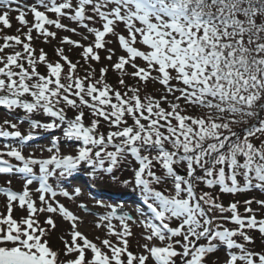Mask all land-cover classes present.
I'll return each mask as SVG.
<instances>
[{
    "label": "snow or ice",
    "instance_id": "6c2138e0",
    "mask_svg": "<svg viewBox=\"0 0 264 264\" xmlns=\"http://www.w3.org/2000/svg\"><path fill=\"white\" fill-rule=\"evenodd\" d=\"M25 9L33 15L31 25ZM11 11L27 27V42L21 35L0 37V106L12 115L0 124V138L17 141L0 146V174L18 175L24 183L22 191L13 190L11 180L0 186L6 197V212L0 213V264H264V248L252 247L253 232L264 245V217L251 207L255 203L264 209V199L245 200L242 215L238 201L225 207L212 191H198L203 184L218 186L222 194L264 192V0H36L30 6L0 0V24L6 28L12 26ZM121 24L124 31L118 32ZM46 26L80 36H65L61 44L82 49L88 65L83 77L79 61L73 62L64 47L55 49V61L43 49L35 56L33 30L46 42L57 35ZM109 35L124 54L117 56L108 46L113 43L106 39ZM90 36L94 39L82 43ZM16 46L23 51H6ZM100 50L108 61L116 56L111 64L119 73L116 85L106 80L109 67L100 68L97 78L89 64L101 60ZM138 58L144 63H137ZM41 63L44 73L38 70ZM126 78L136 84L129 85ZM149 81L161 85L159 96L146 92ZM17 110L23 117L14 115ZM68 110L75 115L69 117ZM37 114L48 117L47 122L35 119ZM21 123L28 124L26 133L20 131ZM102 124L106 132L100 130ZM37 129L62 130V135L37 146L41 156L35 150L25 155L40 135ZM62 141L80 142L75 154H63ZM82 166L93 183L121 182L115 173L132 171L131 179L121 183L134 186L147 212L100 199L95 204L108 209L104 214L84 202L78 205L98 216L95 227L115 241L89 239L79 229L81 218L57 199L80 198L81 187L70 191L60 185ZM34 182L38 187L33 190ZM15 207L27 215L15 218ZM40 213L49 214L43 224L36 219ZM56 215L71 222L70 240L60 237L63 255L70 259H61L50 245ZM134 226L141 228L144 241L137 242L143 250L139 253L130 250ZM222 247L223 261L214 255Z\"/></svg>",
    "mask_w": 264,
    "mask_h": 264
},
{
    "label": "rangeland",
    "instance_id": "374dc122",
    "mask_svg": "<svg viewBox=\"0 0 264 264\" xmlns=\"http://www.w3.org/2000/svg\"><path fill=\"white\" fill-rule=\"evenodd\" d=\"M35 2H36V0H19L20 5L27 4L30 6V5L34 4ZM17 6L18 5L15 3L11 5V7L13 9H15ZM41 10H43V9H41ZM25 11L27 12V9H25ZM17 15H18V12H16V11L10 12L11 25H12L10 28H6L2 24H0V37H3L4 35H21V39L25 40L23 33L27 32V27L22 26L19 23V21H17V19H16ZM49 15L52 18H55L54 15H52V14H49ZM26 19L29 21V25H31V23L34 22L33 15L30 12H27ZM62 23L69 25V27H77V25L74 22H70L67 19H63ZM46 27H49V30H51V31H55L57 33V35L55 38H52V37L47 38V42H46L45 38L43 36H40L38 33H36L35 30H33V33H32L33 40L31 41V43H32L33 48L35 49V53H34L35 56L38 57L40 50L43 49L47 53L48 60L55 61L56 59H58V57L56 56V53H55V49L57 47H64L66 50V54L69 55L70 59H72L73 62L84 61L81 57V52H82L81 48L73 47L72 45L61 44L63 37L68 36L73 40H80L79 35L74 34L73 32H70V31H65L62 29H56L54 26H46ZM17 29H20V32H17ZM78 31L79 32H85L86 30H84L83 28H79ZM117 31L123 32L124 31V25L121 24L118 27ZM92 39H94V37L90 36L88 41H82V43L87 44ZM106 39L113 41V43L109 44L108 46L111 48H114L116 50L117 56L124 54L121 51L118 43L115 42L114 37L109 35L106 37ZM36 40H38L37 44L40 45L39 46L41 48L40 50L39 49L37 50L38 46L33 44L34 43L33 41L36 42ZM25 42H27V41L25 40ZM2 43H3V40L0 39V44H2ZM13 50L21 51V52L23 51L22 46H16L15 49H7L6 51L11 52ZM99 54L101 56V60L99 62L89 61V64H91V66L96 69V71H97L96 75L99 76L100 68L107 66V67H109V71L106 74V76L109 75L110 80L117 79L119 77V73L111 68V64L115 62L116 56L113 57L112 61H108L107 59H105L107 53L104 50H100ZM137 63L143 64L144 62L138 58ZM25 66L27 67V65H25ZM87 66L88 65H86L85 67H87ZM38 70L41 73H44L46 71V66L43 63L38 64ZM126 79H127L128 83H131V82L135 83L136 82L135 80H132V79H128V78H126ZM147 85L150 87V89L159 88L161 90L156 95H160L161 92L163 91V89H161L162 87L159 83L153 84L151 81H149L147 83ZM84 111L87 113L89 110L87 108H85ZM68 114L72 117L75 115V112H74V110H68ZM14 115L21 117V115H18L15 113H14ZM34 118L42 120L44 122H47V120H48V117H46V116L44 118H40V117L39 118L34 117ZM4 119L12 120V115L8 114L3 106H0V123H3ZM13 122H16V121L13 120ZM128 122L130 123V120ZM131 123H132V121H131ZM101 126H103L106 131L108 130L106 125L102 124ZM19 128H20V131L22 133H26V130L28 129V124L27 123H21L19 125ZM9 130H12V129L9 128ZM36 131L39 132L40 135L37 136V138L34 139L32 142H30L29 146L24 149L25 155H27L29 152H32L35 150V155L41 156V153L39 152L37 146H40V145L47 146L53 137H57V136L62 135V130H52V131L47 132V133L43 132V130H40V129H37ZM16 142L17 141L13 140V139H9L6 141L3 138H0V146H2L4 143H16ZM78 143H80V142H73V141L64 142V141H62L61 142L62 153L63 154H68V153L75 154V147H76V144H78ZM42 155L44 157H47L49 155V153L44 152ZM5 159H9L10 162L13 164L19 163L14 158L5 157ZM129 159L131 160V157ZM88 171H89L88 168L82 166L78 173L74 174L72 177L68 178V180L65 181L62 185H60L61 187L68 188L70 191H71L72 187H74V186L81 187L83 189V194L80 196V198L78 200H69L63 196H58L57 199L61 203L65 204V206L68 207L70 211H72L74 214H76L77 216H79L81 218V222L79 223V229L85 235H87L89 239H93L95 241V238L97 236H99L102 239L103 238H110L113 241H115V237H107L106 236V230L104 228L97 229L95 227L94 221L98 218V216H94L91 213L85 212L84 210L80 209L78 205L81 202H84L89 206V208L92 209L93 212H95L97 214H104L108 211V209H106L104 207L97 206L95 204L96 199H100V200L104 201L105 203H110V204L121 203V204H123L124 208L127 210L134 209L135 207H141L147 212V208L145 205H143L139 194L138 195L132 194L128 191V189L116 191L117 189H114L111 186V184H113V183L108 182V180L103 181V182H99V183H93V179L88 175ZM179 171L181 174L184 173V169L182 167L179 169ZM115 175H121L125 179H131L132 171L130 168L123 169V171L121 173L116 172ZM88 178H90V182H88L86 180ZM6 180H11L10 186L12 187L13 190L22 191V185H23L24 181L22 179H20L18 175L9 176L6 174H0V186H7V185H5ZM50 183H52L54 187L57 186L55 180L51 179ZM37 187H38V183H36V182H34L30 186V188L33 190L36 189ZM124 193H126V194H124ZM132 197H133V199H131ZM250 198H247L246 200H248ZM33 199L37 200V194L34 191H33ZM135 199H136V201H135ZM259 199H264V198H259ZM37 204L39 206L38 200H37ZM5 205H6V197L4 196V194L0 193V213L6 212ZM252 205H255V204H252ZM132 214L135 216V212H133ZM26 215H27V213L22 212L19 209V207L14 208V217L15 218L19 219V218L26 216ZM47 215H49V214L40 213L36 216V219L41 224H43L45 217ZM228 215H230V214H228ZM258 217H259V215H258ZM55 223L57 224V227L55 228L54 231L51 232V235L49 236L50 245L54 250L60 251L61 259H70L72 257H70V256L65 257L63 255L64 244L61 241L60 237L64 236L65 239L70 240V236L67 235V233L69 232L71 222L64 220L59 215H56L55 216ZM112 223L116 226L117 229H119L120 225H119L118 220L114 219L112 221ZM132 231H133L134 235L130 238V250L133 251L134 253L142 252L143 250L141 248L137 247L138 241L141 244L144 243V241L140 239L141 228L134 226L132 228ZM95 242L99 243V241H95ZM258 246H259L258 251H261L260 249L262 247L260 245H258ZM87 255L90 257L91 253L88 252ZM214 255L216 257H219L220 260L223 261L226 258L225 248H223V247L220 248ZM149 264H154V262L150 260Z\"/></svg>",
    "mask_w": 264,
    "mask_h": 264
},
{
    "label": "trees",
    "instance_id": "16d2710c",
    "mask_svg": "<svg viewBox=\"0 0 264 264\" xmlns=\"http://www.w3.org/2000/svg\"><path fill=\"white\" fill-rule=\"evenodd\" d=\"M35 45H37L38 47H37V50L39 49H41L40 47H39V44H37V42H35L34 43ZM84 66H86V65H84ZM88 67V66H87ZM87 67H84V68H78V75L79 76H81V77H83L84 75H85V71H84V69H86ZM97 72V71H96ZM99 76H97V78H98ZM106 80H107V82L108 83H110V84H112V85H116L117 84V80H118V78L117 79H115V80H110L109 79V75H107L106 76ZM128 83V82H127ZM129 85H135L136 84V82L134 83V82H131V83H128ZM141 87H143V84H141ZM162 89V88H161ZM159 91H161L159 88H152V89H150V87L147 85L146 86V92L147 93H152L153 95H156ZM146 92L145 91H142L141 92V95L143 96V95H145L146 94ZM156 96H159V95H156ZM165 107H167V104H165L164 105ZM68 114V113H67ZM262 115H264V114H262ZM40 115H35V117H39ZM68 116L69 117H71L69 114H68ZM40 117H44V116H40ZM89 121H88V118L87 117H85V123L87 124ZM130 123H131V120H130ZM100 130L101 131H103V132H106V130L104 129V127L103 126H100ZM109 150H111V148L109 149ZM38 168V167H37ZM123 171V169L122 170H120V171H117V173H121ZM117 177H118V181H123V180H125V178H123L121 175H116ZM108 180H110V179H108ZM113 184H111V186L114 188V189H117V190H122V189H124V188H126V189H128V191H130V192H137L138 193V191L137 190H134V186L132 185V184H129V185H127V186H125L123 183H121V182H116V181H112V180H110ZM199 190H204V191H212L213 192V194L214 195H218L219 196V198H220V202L221 203H223L224 204V206L225 207H227L229 204H231L232 202H236V201H238L239 202V204H238V211L243 215V214H245V211L243 210V209H241L240 210V205H241V203H242V201H243V199H245V198H247L248 196L249 197H253V194H255V192H248V191H246V192H240V193H236V194H222V193H220V191H219V187L217 186L216 188H214V189H209V188H207V186L206 185H203V184H201V185H199V187H198V191ZM260 245L262 248H264V245H262L261 244V240H260V238H257L256 237V243L254 244V245H252V247L256 250V251H258V248H259V246L258 245ZM262 248L260 249V250H262Z\"/></svg>",
    "mask_w": 264,
    "mask_h": 264
}]
</instances>
